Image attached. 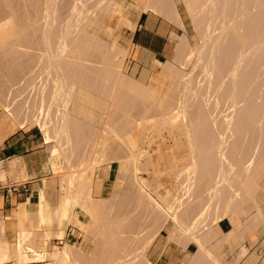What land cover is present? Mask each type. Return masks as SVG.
Instances as JSON below:
<instances>
[{
    "label": "bare ground",
    "instance_id": "1",
    "mask_svg": "<svg viewBox=\"0 0 264 264\" xmlns=\"http://www.w3.org/2000/svg\"><path fill=\"white\" fill-rule=\"evenodd\" d=\"M181 1L198 43L186 32L177 36L175 57L157 61L153 67L161 71L146 84L124 71L130 42L120 34L124 26L135 29L128 10L137 5L0 0V124L15 132L17 126H38L45 142L54 143L51 154L63 156L69 167L59 177L64 193L57 204L41 191L33 226L48 208L55 215L50 234L61 237L79 206L88 219L76 223L103 251L97 260L71 243L41 251L43 232L22 223L10 241L3 223L0 264H154L148 250L166 228L174 245L197 246L182 264H223V245L242 243L264 227V0ZM143 3L140 8L187 30L176 0ZM153 122L187 139L189 162L181 168L173 158L168 163L181 189L177 195L169 187L168 195L158 189L168 173L161 168L162 147L152 153L143 145ZM104 160L119 164L116 179L95 183L87 172ZM142 171L154 180L140 176ZM0 179H6L1 165ZM118 193L125 202L116 200ZM121 206V214L114 211ZM137 213L147 225L136 226ZM224 220L233 227L222 233L217 224ZM26 249L38 251L26 255ZM248 251L243 246L241 258Z\"/></svg>",
    "mask_w": 264,
    "mask_h": 264
},
{
    "label": "crops",
    "instance_id": "2",
    "mask_svg": "<svg viewBox=\"0 0 264 264\" xmlns=\"http://www.w3.org/2000/svg\"><path fill=\"white\" fill-rule=\"evenodd\" d=\"M124 2L126 5H137V8L132 6L133 8L128 10L130 19L137 25L134 30L126 28L122 35L130 42L128 61L131 69L135 73L149 72L154 69L157 61L172 60L179 42L177 36H182L185 32L188 34V30H183L154 9H142V0ZM184 23L187 28L185 20ZM0 165L6 176L5 181L0 179V222L6 224L7 238L14 241L22 223L25 229H33L31 218L35 216L31 213L35 212L34 206L40 202L42 190L47 193L52 203L59 202V179L53 173L49 146L44 142L42 132L36 125L18 128L16 132H8L6 136L0 135ZM98 176L103 181L115 180L117 163L112 162L109 166L101 168ZM110 186L103 184L105 189ZM81 216L79 212L74 213L72 224L67 228L64 239L72 240L81 234V229L75 226L76 219L83 221ZM217 227L220 232L225 233L232 229L233 225L229 220H224L219 222ZM171 235L170 229H164L150 248V259L154 264H182L184 258L197 249L194 243H189L187 248L174 245L168 239ZM157 241L160 242L158 248ZM243 246L249 251L241 258ZM220 252L223 264H264V233L246 237L242 243H226L220 248Z\"/></svg>",
    "mask_w": 264,
    "mask_h": 264
},
{
    "label": "rangeland",
    "instance_id": "3",
    "mask_svg": "<svg viewBox=\"0 0 264 264\" xmlns=\"http://www.w3.org/2000/svg\"><path fill=\"white\" fill-rule=\"evenodd\" d=\"M143 1V0H142ZM176 2H177V4H178V7H179V10L181 11V13L183 14H181L182 15V17H183V19L185 20V22H186V24H187V30H188V34H189V38H190V41H191V43L193 44V45H196L197 43H198V40H197V37L195 36V32H194V29H193V25H192V23H191V20H190V18H189V16H188V14H187V11L185 10L186 8H185V5L183 4V2L181 1V0H176ZM185 8V9H184ZM186 18V19H185ZM117 20H115L114 21V26H116V24H117V22H116ZM126 28H128V27H126V26H124V28H123V30L121 31V36L122 35H124V33L126 32ZM124 37V36H123ZM173 60V59H172ZM154 69L153 70H151V71H149V72H144V73H135V71H133L132 69H131V66H130V62L128 61V58H127V60H126V63H125V73L127 74V75H130V76H132V77H134V78H136V79H139V80H142V81H144L146 84H150L151 82V76L154 74V73H158V72H160L161 71V66H157L156 68L155 67H153ZM159 68V69H158ZM150 76V77H149ZM0 121H1V110H0ZM153 124H155V126L153 125ZM157 122H153L152 124H150V127L152 126V128H151V131H152V137L150 138V139H148V141H146L143 145H144V147H149L150 146V151L152 152V153H154L155 152V150L156 149H160L161 147L163 148H161V152H162V155L164 156L165 155V157H163L164 159H162L161 160V168L162 169H167V171H168V173L166 174V175H163L162 177H161V180L159 181L160 182V187L158 188L159 189V192H161L162 194H164V195H168V187L169 188H172L173 190H174V194H178L180 191H181V189H180V187L178 186V183H177V177H175V175L169 170V167H171L168 163H170V164H172V160L173 159H175V160H173L174 162H176V165L177 166H179L180 168L181 167H183L184 165H186L188 162H189V155L187 154L188 153V143L186 142V138L185 137H173L172 135H171V133H170V130H169V128H168V126L167 125H165V123H161V124H158ZM8 124L7 123H1L0 124V135H3V136H6L7 134H8V132H11V128L9 127V126H7ZM2 126V127H1ZM154 127V128H153ZM2 128V129H1ZM18 128H20L19 126H17L16 127V129H18ZM23 128V127H22ZM9 129V130H8ZM162 129V130H161ZM12 131H13V129H12ZM44 140V139H43ZM154 140V141H153ZM177 140V141H176ZM174 141H175V143H174ZM44 142H45V140H44ZM183 142H184V144H183ZM48 146H49V148H50V146H52L54 143H52V142H45ZM156 143V144H155ZM167 143V144H166ZM182 144L184 145V146H186L187 147V149H185V147H182ZM160 145V146H159ZM179 147H181V149L179 148ZM169 149L171 150H173V151H169ZM180 149V150H179ZM164 152H163V151ZM50 151V150H49ZM177 151V152H176ZM186 151V152H185ZM170 152H172L173 154H174V157H173V154L172 155H169L168 156V154L170 153ZM179 152V153H178ZM85 154H87V152H85L84 153V155ZM89 154V153H88ZM95 154V156L98 154V153H93V155ZM171 154V153H170ZM83 155V153H82V156H84ZM50 156H51V159H52V165H53V169H54V174L56 175V177L60 180V176L63 174V173H65L66 171H68L69 170V167H68V164H67V160L62 156H60V155H52L51 154V152H50ZM87 156V155H86ZM86 156H84V157H86ZM98 156H99V154H98ZM186 157L188 158V159H186ZM83 158V157H82ZM173 158V159H172ZM84 160H85V162H84V164H83V166L87 169V166H88V160H86L85 158H83ZM164 160V162H162ZM169 160H171L170 162H169ZM105 161V160H104ZM145 161H146V159H144L143 160V162L145 163ZM167 161V162H166ZM107 162V163H106ZM174 162H173V164H174ZM104 163V164H103ZM112 162H109V161H105V162H102V163H100L99 165H97L96 167H94L95 169H91L90 171H88L87 173L93 178V180L95 181V183L97 182V179L99 180L100 179V177L98 176V173L97 172H99V170L101 169V168H104V167H107V166H109L110 164H111ZM117 163V162H116ZM67 164V165H66ZM172 164V165H173ZM169 165V166H168ZM82 166V169L84 168ZM118 166H119V164L117 163V170H118ZM99 169V170H98ZM93 170V171H92ZM95 171V172H94ZM92 172H94V173H92ZM170 172V173H169ZM92 173V174H91ZM144 173V174H143ZM151 174V175H150ZM140 176H143V177H148L149 179H151V181H153L154 180V178H153V173H147L146 171H142V173L140 174ZM142 181H144V179L142 178L141 179ZM153 184H155L154 186L156 187L157 186V184H156V182H154ZM176 188H178V189H176ZM64 192L63 191H61L60 190V192H59V195L61 196V194H63ZM119 194V193H118ZM122 194V193H121ZM121 194H119L120 196H117L116 197V200L119 202V200L121 201V202H119L120 204L121 203H123V202H125V200H126V195L123 193V195L124 196H122ZM94 196L95 197H97V198H101V197H103L101 194H98L97 192H94ZM119 198V199H118ZM122 198V199H121ZM125 198V199H124ZM171 202H173V204H175L176 205V207H180L181 206V204L180 203H178V201L176 200V198L175 199H171ZM177 202V203H176ZM120 207V206H119ZM122 207V206H121ZM118 208V207H117ZM114 208V211L116 212V211H118L119 209V211H118V213H120L121 214V212H123L124 211V209L126 208V207H122V209L121 208ZM117 209V210H116ZM126 210V209H125ZM48 211H50L48 208H47V210L45 211V212H43V218H42V220L40 219V218H37V219H39L38 220V225H37V223H35V225L36 226H33V229H32V231H40V232H43L44 234H45V238H42V237H40L39 239H38V241H41V242H43L42 243V247L40 248V249H38V250H41V251H53L54 249H55V246H57V247H60V248H62V247H64L65 246V244L66 243H71V244H73V245H76V246H78V247H81V248H83L84 250H86V251H88L94 258H96V260L97 259H100L101 258V255H100V253L99 252H101L100 251V249L102 248H100V245L98 244V242H97V240H96V238L93 236V235H91V234H87L86 232H84V231H82L81 230V234L80 235H78V238H75V239H72V240H69V239H67V238H65L64 239V237H65V234H66V230H67V228L69 227V225L70 224H72V223H70L69 225H68V227H66V229H64L63 230V234H62V236L61 237H57V236H55L54 235V237H52V235L50 234V232L51 231H53L54 229H55V222H54V220H52V217L53 218H55V215H54V213L52 214L51 212H49V214H47L48 213ZM47 212V213H46ZM73 212L74 213H76V212H79V213H81L82 214V216H81V220H83V221H86L87 219H88V216H87V214H85L84 212H83V210L79 207V206H76V207H74V210H73ZM31 213V212H30ZM31 214H33V215H36V209H35V212L34 213H31ZM114 214H116V213H114ZM138 214H139V216H138ZM53 215V216H52ZM143 217V220L145 219L144 218V216L143 215H141L140 213H137V214H135L134 215V219H135V222L134 223H137V225L136 226H144V225H147L148 223H146L145 221H143L142 219L140 220V218L139 217ZM139 218V219H138ZM242 218V219H241ZM34 219H35V217H34ZM137 219V220H136ZM240 219H241V221H243L244 220V218H243V215L241 214V217H240ZM146 220V219H145ZM39 221H40V223H39ZM42 221V222H41ZM52 221V223H50ZM137 221H140V222H137ZM0 224H3V223H1L0 222ZM4 225L6 226V224L4 223ZM75 225V224H74ZM131 225V224H130ZM135 225V224H134ZM75 226H78V223H76V225ZM133 226V225H132ZM22 227L24 228V225H22ZM79 227V226H78ZM36 229V230H35ZM49 232V233H48ZM52 233V232H51ZM256 233H264V227H259V229H258V231L256 232ZM130 235V234H132V233H127V235ZM50 236H51V239H50ZM49 237V238H48ZM57 237V238H56ZM54 238H56V239H58V240H53ZM45 241V242H44ZM58 241H63V243H57ZM156 241V240H155ZM155 241L151 244V246L149 247V250H150V248L152 247V245L155 243ZM157 243H159V246H160V242L159 241H157ZM212 244H213V242H212ZM211 244V245H212ZM98 245H99V247H98ZM179 246H182L183 247V245H179ZM100 248V249H98V248ZM54 248V249H53ZM184 248V247H183ZM185 248H187V247H185ZM34 250V249H26V250H24L23 252L24 253H26V255H33V254H35V251H38V250ZM102 250V249H101ZM148 250V251H149ZM103 252V251H102ZM101 252V253H102ZM149 258H150V251H149ZM151 260V259H150ZM11 261H13L14 262V264H17L14 260H10V261H7V262H4V263H2V264H6V263H8V262H11ZM32 264H34V263H39V264H50L49 263V261H46V260H44V261H41V260H39V259H34V260H32V261H30ZM52 264V263H51Z\"/></svg>",
    "mask_w": 264,
    "mask_h": 264
}]
</instances>
